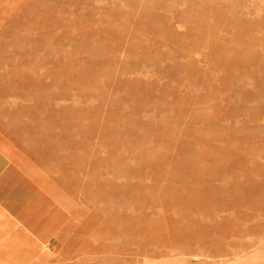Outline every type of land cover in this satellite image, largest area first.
I'll return each instance as SVG.
<instances>
[{
  "label": "rangeland",
  "instance_id": "obj_1",
  "mask_svg": "<svg viewBox=\"0 0 264 264\" xmlns=\"http://www.w3.org/2000/svg\"><path fill=\"white\" fill-rule=\"evenodd\" d=\"M0 264H264V0H0Z\"/></svg>",
  "mask_w": 264,
  "mask_h": 264
}]
</instances>
